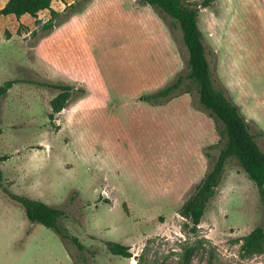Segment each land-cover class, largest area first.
<instances>
[{"label": "rangeland", "instance_id": "obj_1", "mask_svg": "<svg viewBox=\"0 0 264 264\" xmlns=\"http://www.w3.org/2000/svg\"><path fill=\"white\" fill-rule=\"evenodd\" d=\"M6 1L0 0V8ZM90 1L53 0L60 14L48 31L40 26L49 9L38 13V21L28 14L0 18V84L17 80L0 99V156H9L0 161L5 185L63 207L61 224L85 245L79 251L53 229L30 223L21 205L0 189V264H85L83 257L88 264H136L140 254L144 264H181L183 249L201 238L214 255L196 247L189 264H264V249L241 251L242 237L264 227V198L235 160L226 162L196 231L179 214L222 143L213 118L194 106L196 90L189 81L182 87L189 93L175 91L177 96L157 103L142 99L187 71L177 23L150 5L140 14L122 0H95L65 19L68 4L74 5L71 11ZM198 26L215 85L253 121L251 132L264 151V0H213L200 9ZM158 27L168 45L160 41ZM77 32L89 36L87 46L76 45ZM50 39L62 40L47 50ZM131 43L139 51L137 67L127 49ZM145 51H153V70ZM139 67L148 79L152 71L159 77L152 88L127 97L141 79ZM98 69L117 81L116 110L114 90L103 91ZM24 79L70 84L75 89L67 108L92 110L72 118L62 109L50 119L58 90ZM209 145L214 147L205 157ZM104 239L129 245L132 257L110 254Z\"/></svg>", "mask_w": 264, "mask_h": 264}, {"label": "trees", "instance_id": "obj_2", "mask_svg": "<svg viewBox=\"0 0 264 264\" xmlns=\"http://www.w3.org/2000/svg\"><path fill=\"white\" fill-rule=\"evenodd\" d=\"M53 0H7L0 8V18L2 16L13 15L19 19L22 15L28 14L38 21V13L44 9H49L50 17L41 24L43 31L50 30L54 25V20L60 12L51 7ZM62 1V0H61ZM213 0H139L140 4H147L154 8L157 14L162 17V12L171 17L181 30L182 40L187 49V59L185 74H178L169 84H165L156 90L143 94L142 99L151 103H157L163 98L177 96V92L189 93L188 88L183 89L186 81H189L196 90V99L193 104L197 108H202L214 120L215 130L222 143L217 156L212 160L210 167L196 183L193 191L183 201L179 208V214L189 220L191 231H196L204 214L209 200L214 196L225 164L228 160H235L248 178L256 185L261 199L264 198V151L258 145L255 134L251 132L250 119H246L239 107L231 101L226 89L223 86L217 87L212 74L211 64L207 56L206 47L202 32L198 26V15L201 8L210 5ZM73 3L68 4L65 9V19L70 15L80 12L84 5L73 8ZM34 33V31H32ZM16 79H9L0 84V99L16 83ZM26 82L39 86L57 89V94L51 99V112L49 118L53 119L54 114L60 112L68 104L74 86L63 83H53L48 81H35L24 79ZM83 92L82 88L77 89ZM262 132V131H261ZM263 133V132H262ZM264 134V133H263ZM204 149V156L209 157L207 148ZM8 155H1L0 161L6 160ZM0 189L10 200L17 202L24 210L25 216L30 223H40L45 227L53 229L66 243L73 244L79 251L85 249V245L79 238L71 234L68 229L61 224L60 220L66 215L65 209L60 206H53L38 199H33L25 194L12 192L5 185V177L0 168ZM94 238V237H93ZM241 251L244 254L260 253L264 249V227L256 226L248 234L242 237ZM106 250L122 258H131L130 246L118 241L102 240ZM209 246V247H207ZM208 248L209 257L214 255L213 247L201 238L196 245L183 249L179 262L189 264L195 248ZM88 264L85 257L81 258ZM144 257L139 255L136 264H144Z\"/></svg>", "mask_w": 264, "mask_h": 264}, {"label": "crops", "instance_id": "obj_3", "mask_svg": "<svg viewBox=\"0 0 264 264\" xmlns=\"http://www.w3.org/2000/svg\"><path fill=\"white\" fill-rule=\"evenodd\" d=\"M95 2V0H91L84 8H83V10L82 11H80L79 13H82V12H84V11H86L87 9H88V7H90L93 3ZM122 2L123 3H125V4H127L128 6H134V9L135 10H137L138 12H140V14H142L143 12H142V10L145 8V6H148L147 4H140L139 3V0H122ZM143 8V9H142ZM142 9V10H141ZM54 10H56V11H58V9H54ZM59 12V11H58ZM78 13V12H77ZM140 14H137V15H140ZM74 15H75V13L74 14H72L71 16H69V19L71 20L72 19V17H74ZM68 19V20H69ZM69 20V21H70ZM142 20H144V19H141V21ZM161 29V27H158L157 29H156V31H159ZM163 30V29H162ZM160 32V31H159ZM152 33V32H151ZM154 33V32H153ZM151 34V36H150V41H151V45H153V42H154V34ZM52 34H50V36H51ZM74 36L77 38L76 39V45H78V46H81V47H85V46H87V44H86V39H85V37H89V36H87V35H85L84 33H82V32H77L76 34H74ZM158 36H159V38H160V41H162L163 43H166L167 45H168V43H169V38H168V36H167V34H166V32L165 31H163V32H160L159 34H158ZM157 36V37H158ZM48 37L49 36H47L46 38L44 37V38H41L40 39V41L42 42L43 40L42 39H48ZM63 39H66V40H69V41H73V39H72V37H69L68 35H66ZM51 40V39H50ZM62 39H60V40H57V41H53V40H51L50 42H48V43H45V47H46V49L47 50H49L50 49V47L52 46H54V44H56L57 42H59V41H61ZM75 41V40H74ZM132 47V48H131ZM37 48H38V45H36L35 46V49L37 50ZM127 49L130 51V53H131V57L133 58V60L135 61V63H136V67L138 66V60L136 59V56L138 55V50L136 49V46H132V43L127 47ZM146 52V54H145V56H144V61L145 60H147L148 59V57H150L151 58V60H150V66H151V70H153V67H154V59H153V51H151L150 53L148 52V51H145ZM165 55L168 57L169 55L167 54V52H165ZM132 60V61H133ZM147 62V61H146ZM51 63H52V61H51ZM148 68V67H147ZM165 69H166V71L168 70L167 68H166V66H165ZM138 70V79H140V81H137L136 82V85H135V87H134V89L131 91V92H128L127 93V97H130V98H133V96L137 93V92H139V91H142V90H144V89H150V88H152L153 86H154V84H155V81H157V78L159 77V76H157L156 78H155V75L153 74V71L151 72L152 74H151V77H150V79H148V76H146V71L145 70H143V69H141L140 67L137 69ZM97 71V76H98V80H99V83H101V85L103 86V91H105V88L107 87H110V88H112L113 90H114V102L116 103L115 104V110H116V106H117V99H116V93H117V81H116V79L115 78H113V80L112 79H110L111 81H108L107 80V78H105V76L102 74V72L100 71V69H98V70H96ZM141 71H142V74H141ZM159 75V74H158ZM146 76V77H145ZM138 85V86H137ZM106 97V96H105ZM92 110V108H87V107H85L84 108V106H79V105H77V106H70V107H68L67 108V106L65 107V108H63V116H69V117H72V118H76V117H78V116H82V117H84V115H85V113L86 112H88V111H91ZM114 118L117 120V116L116 115H114ZM74 132V131H73ZM74 134V133H73ZM75 141L77 142V140H76V138H75Z\"/></svg>", "mask_w": 264, "mask_h": 264}]
</instances>
